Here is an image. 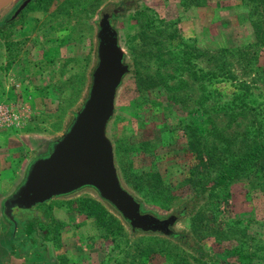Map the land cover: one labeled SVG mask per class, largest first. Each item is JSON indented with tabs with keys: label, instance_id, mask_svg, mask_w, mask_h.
Returning a JSON list of instances; mask_svg holds the SVG:
<instances>
[{
	"label": "rangeland",
	"instance_id": "1",
	"mask_svg": "<svg viewBox=\"0 0 264 264\" xmlns=\"http://www.w3.org/2000/svg\"><path fill=\"white\" fill-rule=\"evenodd\" d=\"M120 1L33 0L25 5L13 0L0 10V100L41 92L46 102L37 105L46 110L39 112L51 114L46 126L42 117L31 120L40 122L36 131L22 120L0 127V134L38 137L28 133L57 130L62 118L64 123L46 149L25 160L26 150L15 140L24 151L17 159L23 180L34 158L49 151L83 105L97 63L103 10ZM110 17L128 71L117 90L107 135L122 185L143 211L160 218L181 208L202 185H211L214 172L198 165L196 155L205 161L210 152L236 155L256 138L247 137L248 130L258 136L264 130V34L254 28V23L264 26V1L138 0L135 8ZM185 45L199 56L189 59L182 53ZM221 50H235L224 54L225 61L237 80L249 82L259 118L237 115L240 102L230 104V94L220 95L188 72L187 59L202 70L213 68ZM255 176L241 175L225 188L207 190L193 212L176 222L209 253L204 261L161 233L131 232L119 212L91 188L55 196L27 212L17 204L21 209L14 214L23 224L29 213L38 216L34 246L50 264H76L75 259L80 264H264V187ZM80 199L97 201L116 223L107 222L97 232L90 222L81 224L84 220L73 211L80 209ZM6 204L12 206L9 199Z\"/></svg>",
	"mask_w": 264,
	"mask_h": 264
},
{
	"label": "water",
	"instance_id": "2",
	"mask_svg": "<svg viewBox=\"0 0 264 264\" xmlns=\"http://www.w3.org/2000/svg\"><path fill=\"white\" fill-rule=\"evenodd\" d=\"M12 1L0 0V10ZM111 9L106 7L102 13L97 63L83 105L49 151L32 161L14 202L36 205L91 188L133 227L156 229L160 222L142 214L139 201L122 185L107 135L117 90L128 71L116 32L106 19Z\"/></svg>",
	"mask_w": 264,
	"mask_h": 264
},
{
	"label": "trees",
	"instance_id": "3",
	"mask_svg": "<svg viewBox=\"0 0 264 264\" xmlns=\"http://www.w3.org/2000/svg\"><path fill=\"white\" fill-rule=\"evenodd\" d=\"M264 0H258V2H262ZM138 0H121L119 4L115 6V8H118V12L124 11L128 8H135L137 6ZM254 28L261 34H264V26H260L254 23ZM112 30L114 31L113 27ZM235 51V50H234ZM234 51H227V50H221L219 51L220 55L216 59L215 66L213 68H207L205 70H202L197 67V64L192 59H196L199 54L198 50L194 47H191L189 45H185L184 51H182L183 54L189 57L185 61V63L188 65V72L191 74V77L193 80H198L200 77L203 78V80L207 83L208 86L212 88H216L221 93L220 95L224 94H230L231 97V103L233 102H240V110L237 115L245 116V115H252V118L257 117L259 115L258 109L255 107V105H252L251 103V90H250V84L249 82H246L244 80H237L235 74L231 71V69L228 67V62L225 61L224 54L226 53H233ZM209 94H212V91L209 92ZM254 101V100H253ZM237 115H231V118H235ZM249 130L247 131V137H256V138H250L248 139V142L245 144V148L242 151H238L236 155H223L219 157H214L213 153L210 152L208 156H206V161L202 157L199 158V164L205 169H208V171L214 172L213 179L211 181V185H202L196 193L190 197L181 208L174 211L173 213L162 216L160 218H157L156 215L150 211H143L142 206L140 203V212L142 214H148L149 216L154 217L160 222V227L156 229H148L144 230L141 228L133 227L131 224L127 222V224L130 226L131 232H142V233H149V232H158L163 235H165L167 238H170L192 253H194L196 256L197 261H204L205 259H208L210 257L209 253L204 251L201 244L195 239V237L191 234L190 231H187L185 229H177L175 227V224L177 221L185 217L187 214L192 213L198 202H200L205 195V192L207 190H214L219 188H225L227 187L235 178L244 175V176H251L256 175L255 177H259L263 180V183L259 182L257 180V183L259 182L260 185L264 187V130L261 131V135H251ZM246 135V134H245ZM190 146H192V143H190ZM195 153L197 151L195 149H192ZM42 155H37L35 159L40 157ZM33 160V161H34ZM198 167V166H197ZM74 193V192H72ZM70 193V194H72ZM66 195H60V196H68ZM13 197V196H12ZM12 197H8L7 199L12 200ZM136 198V197H135ZM137 199V198H136ZM138 200V199H137ZM139 201V200H138ZM80 209L85 211L88 215H91L95 218L97 224L101 227H104L106 229L107 222L111 225H114L116 221L105 211L103 206L98 203L95 200L92 199H80L79 200ZM109 204V203H108ZM32 206H24L20 205L25 211L27 212ZM112 206V205H110ZM113 207V206H112ZM114 208V207H113ZM27 209V210H26ZM116 210V209H115ZM3 214L5 217L9 218L10 220H14L13 216L11 215L9 210L3 209ZM120 214V213H119ZM178 214L175 218L174 215ZM121 215V214H120ZM122 216V215H121ZM160 219V220H159ZM20 223V221H18ZM31 223L29 225L27 223L19 224V228L13 232H16V234H21L23 232L24 235L31 232L29 229ZM29 227V228H28ZM109 227V226H108ZM23 236V234H21ZM20 237V236H19ZM242 258H245L241 256Z\"/></svg>",
	"mask_w": 264,
	"mask_h": 264
},
{
	"label": "crops",
	"instance_id": "4",
	"mask_svg": "<svg viewBox=\"0 0 264 264\" xmlns=\"http://www.w3.org/2000/svg\"><path fill=\"white\" fill-rule=\"evenodd\" d=\"M1 61L2 60L0 58V65ZM32 92L33 91H24L22 92V97L7 100L10 103L12 102L15 108L18 109V117H20L19 123L23 120V123H27L24 125V127L29 129H34V127L40 124L38 120L37 122L36 120L31 122V120H33L35 117H37V119L42 117L44 119V126H46V123H48L49 118L51 117V114L49 113L41 115L39 112V110H46L45 108L42 109V107L39 108V105H37L39 102H46L42 100V93L40 92V95H36L35 92L34 94H32ZM56 125L58 126L57 130H55V128H49V130L47 129L46 131L42 129L40 133H28L29 135L39 134L38 137H16L11 135L8 137H3L2 134H0V264H50L48 259L43 260L42 257H39L41 255H39V252L37 251L38 249H36L37 247L34 246L36 244L37 238L34 235V224L35 222L39 221L37 219L38 216L34 212H31L32 214L29 213L28 218H26L24 221L28 225L31 223L30 228L28 227L31 229V232L27 233L26 235H24L25 232H23L21 233L23 236L20 234V237H17L16 232H13L16 230V227L15 225L13 226L12 223L11 225L9 224L10 221L3 214V208L6 204L7 198L10 197L12 192L16 189V186L23 180V171H19V168H17V159L18 156L23 155L22 152L24 151L22 149L20 150V147L14 144L15 140H18L19 143L23 145L26 152L29 151L27 153L25 152L24 156H22V159L25 160V158L27 159L32 152H36V154L41 153V151L48 147L53 136H57V134H59V126L61 131V127L64 125L63 118L60 120V124L58 121ZM0 127L6 129L10 128L11 126ZM34 130L36 131V129ZM34 130H31V132ZM73 211L75 212V215L84 220L80 222L81 224L90 222V225L93 224L94 231L96 232L104 228L99 226L95 218L91 215H88L85 211L79 208L74 209ZM70 233L72 232L67 234ZM44 234L45 231L42 235ZM79 236L78 238L80 240ZM63 237L65 240L69 238L68 235H63ZM80 243L84 245L82 241ZM75 263L80 264L77 259H75ZM51 264L54 263L52 262Z\"/></svg>",
	"mask_w": 264,
	"mask_h": 264
},
{
	"label": "built area",
	"instance_id": "5",
	"mask_svg": "<svg viewBox=\"0 0 264 264\" xmlns=\"http://www.w3.org/2000/svg\"><path fill=\"white\" fill-rule=\"evenodd\" d=\"M18 124L17 108L12 102L0 100V126H17Z\"/></svg>",
	"mask_w": 264,
	"mask_h": 264
},
{
	"label": "flooded vegetation",
	"instance_id": "6",
	"mask_svg": "<svg viewBox=\"0 0 264 264\" xmlns=\"http://www.w3.org/2000/svg\"><path fill=\"white\" fill-rule=\"evenodd\" d=\"M24 1V3H25V5H27L29 2H31V1H33V0H23ZM19 7H20V5H19ZM18 7V8H19ZM25 6H23V8H24ZM115 11H118V8H115V7H113V9H111V11L109 12V14L106 16V19L108 20V23H109V21H110V16H111V14H113ZM110 24V23H109ZM100 28H101V25L99 26V31H100ZM99 31H98V33H99ZM98 43H99V34H98ZM10 204H12V206L9 208V206L7 205V204H5L4 205V208L3 209H6V210H9L10 211V213H11V215L13 216V218H14V220H10L9 218H8V220L12 223V225L14 226L15 225V227H16V230L19 228L18 227V219H16L15 218V214H14V211L15 210H17V209H21V208H17L16 207V205L18 204V205H21V204H19V203H17V202H14V199H12L10 202H9ZM22 211H25V209H21ZM25 213V212H24ZM25 217H28V216H25ZM160 220V219H159Z\"/></svg>",
	"mask_w": 264,
	"mask_h": 264
}]
</instances>
